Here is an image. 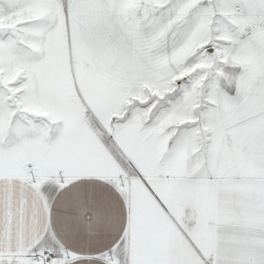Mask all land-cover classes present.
Returning a JSON list of instances; mask_svg holds the SVG:
<instances>
[{
    "label": "snow or ice",
    "instance_id": "1",
    "mask_svg": "<svg viewBox=\"0 0 264 264\" xmlns=\"http://www.w3.org/2000/svg\"><path fill=\"white\" fill-rule=\"evenodd\" d=\"M0 264H264V0H0Z\"/></svg>",
    "mask_w": 264,
    "mask_h": 264
}]
</instances>
